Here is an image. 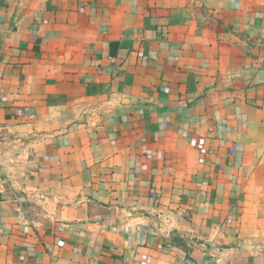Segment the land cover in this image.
<instances>
[{
  "label": "crops",
  "instance_id": "crops-1",
  "mask_svg": "<svg viewBox=\"0 0 264 264\" xmlns=\"http://www.w3.org/2000/svg\"><path fill=\"white\" fill-rule=\"evenodd\" d=\"M0 264H264V0H0Z\"/></svg>",
  "mask_w": 264,
  "mask_h": 264
},
{
  "label": "built area",
  "instance_id": "built-area-1",
  "mask_svg": "<svg viewBox=\"0 0 264 264\" xmlns=\"http://www.w3.org/2000/svg\"><path fill=\"white\" fill-rule=\"evenodd\" d=\"M189 146L195 150L199 155L206 156L208 154V143L205 139L199 138L197 140L191 141ZM59 246L63 244L61 242L58 243Z\"/></svg>",
  "mask_w": 264,
  "mask_h": 264
}]
</instances>
